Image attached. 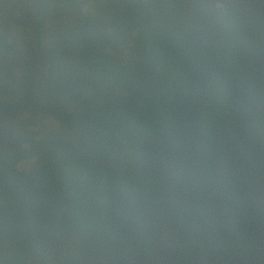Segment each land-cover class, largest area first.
Here are the masks:
<instances>
[{"label":"trees","instance_id":"obj_1","mask_svg":"<svg viewBox=\"0 0 264 264\" xmlns=\"http://www.w3.org/2000/svg\"><path fill=\"white\" fill-rule=\"evenodd\" d=\"M84 1H9L33 48L11 75L32 97L0 101V256L264 264V0H111L121 74L67 90L59 48Z\"/></svg>","mask_w":264,"mask_h":264},{"label":"rangeland","instance_id":"obj_2","mask_svg":"<svg viewBox=\"0 0 264 264\" xmlns=\"http://www.w3.org/2000/svg\"><path fill=\"white\" fill-rule=\"evenodd\" d=\"M9 1L10 0H0V48L4 47V52L1 53V59L9 61L1 63L3 69H0V101L6 102L7 104H17L18 98L27 99L32 96L28 95L30 92L28 86H19V83L16 82L18 77L11 75L13 74L12 70L16 69L18 65L30 66L32 64L33 58L31 54L33 53V48L30 41L25 40L22 42L24 33H26L27 37V31L25 30L26 24L24 21L14 16L13 5L10 4ZM42 1H46L49 8L60 10L62 7H65L62 11L63 14L66 10L67 0ZM84 3L85 4H81L82 14L84 15L82 17L83 21L78 19V22L74 25L66 26L63 30L62 37L65 43L69 44V47L65 45L59 48L60 52L65 56V59L63 58L65 62H60L61 66L58 70V75H61L59 76L60 79L62 75L67 76V82L66 80L63 81L70 83L69 85L66 84L67 90L73 88L74 85V87H76L88 83L87 81L89 80L95 82L99 78H102V81L107 82L108 77L110 79L113 75L118 76L121 74L122 64L125 63L127 59V56L125 54L122 55V52L119 51L120 48L117 45L110 44L109 38L112 33L110 29H108L109 26L104 24L105 16L113 10L114 3L111 0H85ZM83 33L88 34L84 39L85 41L82 42L80 46L75 45L72 40L75 37H81ZM121 38H123V36H121ZM53 39L55 40L53 43L58 47V40L56 37ZM21 42L23 45H21ZM84 43H86V45H83ZM52 52H55V50ZM48 54L51 53L49 52ZM52 54L54 55V53ZM42 56L39 59H41ZM67 58H73V60L67 62ZM69 66L73 67L75 70L68 68ZM8 79L12 82H6ZM6 83L7 85H5ZM58 90H61V86L58 87ZM46 96L47 98H52L48 94ZM63 103L65 102L61 104ZM76 107L79 108V106H75V108ZM30 158L31 155L24 153L19 158L15 159L14 163L19 172H26L29 170L28 168L31 167L34 161ZM3 203L4 201H0V204L3 205ZM1 211L0 218H3L6 214L3 213V209ZM9 215H11V213H9ZM238 242H240V240H238ZM21 249L20 251H15L12 247L5 249L7 261L3 256H0V264H11L13 260L9 259L10 250L13 252L14 256L16 252L20 253L23 249L25 250L22 245Z\"/></svg>","mask_w":264,"mask_h":264}]
</instances>
